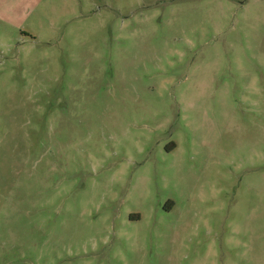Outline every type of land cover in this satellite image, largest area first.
I'll return each mask as SVG.
<instances>
[{"label":"rangeland","instance_id":"1","mask_svg":"<svg viewBox=\"0 0 264 264\" xmlns=\"http://www.w3.org/2000/svg\"><path fill=\"white\" fill-rule=\"evenodd\" d=\"M0 264H264V0H0Z\"/></svg>","mask_w":264,"mask_h":264}]
</instances>
